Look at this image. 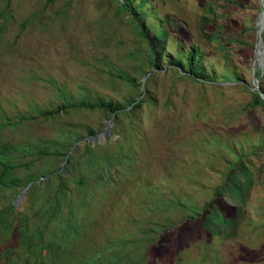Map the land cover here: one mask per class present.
Segmentation results:
<instances>
[{
    "label": "rangeland",
    "instance_id": "1",
    "mask_svg": "<svg viewBox=\"0 0 264 264\" xmlns=\"http://www.w3.org/2000/svg\"><path fill=\"white\" fill-rule=\"evenodd\" d=\"M226 1L148 0L145 39L117 0H0V169L21 165L22 181L0 187V264H264V101L253 85L264 0ZM219 25L246 45L219 43ZM240 26L251 30L237 36ZM150 45L159 62L146 88L136 56ZM192 45L208 82L171 62ZM141 91L147 102L119 125L60 111L69 97L126 107ZM70 130L87 138L70 171L24 150ZM87 142L120 167L80 183Z\"/></svg>",
    "mask_w": 264,
    "mask_h": 264
},
{
    "label": "trees",
    "instance_id": "2",
    "mask_svg": "<svg viewBox=\"0 0 264 264\" xmlns=\"http://www.w3.org/2000/svg\"><path fill=\"white\" fill-rule=\"evenodd\" d=\"M117 2H119V4L121 5L122 10L131 12L132 20L137 23L138 34L142 38H145V39L150 38V32L153 30L151 29V27H148V30L144 28L145 22H146L144 21V17H143L144 9L141 10L143 7H145V5H147L148 0H142L140 5H137L127 0H117ZM212 3L213 2H207L206 5L204 6V11H206V13L208 14L211 12ZM225 4L228 7L234 8L236 5L240 6L241 3L238 0H227ZM219 26H221L217 28V30H219L218 31V42L219 43L221 44L226 43V40L232 43L233 41L237 40V43L240 46L246 45L244 41L238 38L225 39L224 36L226 35L227 31L224 25H219ZM249 30H251L250 27L240 26V27H237L238 32L234 34H236L237 36H241L238 34H241V33L244 34L245 32ZM157 32L161 33L160 31H157ZM262 38L264 40V31L262 34ZM136 57L137 58L139 57V58H138V61L135 67V71L145 73V75L147 76V81L145 83V86L146 88H148L149 84L154 78L153 71L158 68L159 60L156 58V51L153 48V46L150 45V47L146 51H142ZM202 59H203V53L201 52V50L197 46L192 45L190 48L187 49L185 58L184 57H181V58L179 57L178 59L171 58V62L174 66L182 69V71H184L186 75L193 77L199 80L200 82H208L210 81V79H212L211 78L212 76L207 75L206 70L201 62ZM257 63L259 65V70L257 72V78L259 81H262V79L264 78V52L262 48L259 49L258 56H257ZM143 66H146L148 70H145ZM118 77H120L122 80H124L125 82L129 84H134L137 87H140V85L136 84V79L130 76L127 72L120 73ZM218 80H221L222 82H225V81L235 82L234 81L235 78L231 75L220 77L218 78ZM261 90L264 93V88L262 86H261ZM148 93H149L148 91L147 93L141 91L140 96L137 98H133L129 102L128 106L126 107H123L121 104L113 102V101L101 100L100 102L94 103V102H91L88 98H83L78 101V100H74L73 97H69V98L67 97L68 101L66 104L60 107V111L68 112L67 110H70V109H73V110H84L85 109V110H93V111L99 110L105 114L108 120L114 119L115 124L119 125L123 115L129 116V117L134 116V114L137 111L143 108L144 104L147 102L146 95ZM258 98L261 101L263 100L259 93H258ZM258 98H256V101H254V104L259 102ZM44 114H48V113H44ZM88 132L90 134V137H94L97 135L96 130L89 129ZM68 134H69L68 135L69 138H66L62 141L43 140L42 143L37 145L36 147H33L32 145L25 146L24 150L26 152H30L33 150L31 153L39 155L40 162H43L45 158H48V157L53 158V159L54 158L62 159V161L66 162V165L69 169L68 171H70L72 168H76L78 165V160L76 156L74 155V152L79 149L78 146L81 144V142H83V140H86L87 138L77 135L72 130H70ZM97 147L98 146H93L90 142H87L84 147L85 154L87 156V161L83 164L86 166L87 172L82 174L83 179L80 180V183L84 182L85 180H88L87 179L88 174L93 171L101 170V168H116V167L119 168L120 167V165L116 161L112 160L111 157L109 156L104 155V156L98 157L95 152V149ZM11 151L13 150L9 148L8 146H3L1 150L3 155H10ZM20 168H21V165H18V164L2 163V166L0 169V187L4 185L5 183H9L10 185L14 187L20 185L22 181L16 175V171ZM62 169L63 167H59V169L58 170L56 169L57 171L55 170V172H57L60 176H62L60 173ZM31 182L32 180L27 179L26 185L28 186ZM50 185H53V184L50 183ZM7 264H15V263L10 261Z\"/></svg>",
    "mask_w": 264,
    "mask_h": 264
},
{
    "label": "water",
    "instance_id": "3",
    "mask_svg": "<svg viewBox=\"0 0 264 264\" xmlns=\"http://www.w3.org/2000/svg\"><path fill=\"white\" fill-rule=\"evenodd\" d=\"M263 31H264V6L262 5V14L260 16V21L257 23V29H256L257 42H256V48H255V63H254L255 67H254V72H253V85H254V90L257 91L262 97V99L264 100V93L262 92L260 88L259 80L257 78V72L259 69V65L257 63V56H258L259 49L262 48L264 52V40L262 38ZM146 80L147 78H145V81ZM145 81L143 82V87L145 86Z\"/></svg>",
    "mask_w": 264,
    "mask_h": 264
}]
</instances>
